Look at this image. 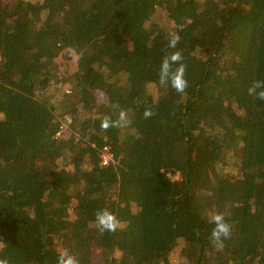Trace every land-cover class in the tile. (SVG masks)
<instances>
[{
	"label": "trees",
	"instance_id": "obj_1",
	"mask_svg": "<svg viewBox=\"0 0 264 264\" xmlns=\"http://www.w3.org/2000/svg\"><path fill=\"white\" fill-rule=\"evenodd\" d=\"M160 8L168 30L154 21ZM175 51L184 93L159 82ZM63 52L77 61L69 75ZM255 80L264 83V0H0V259L264 264ZM68 87L79 98L60 118ZM105 119L120 126L104 130ZM102 209L119 219L115 232L97 228ZM216 212L232 226L222 249L211 241Z\"/></svg>",
	"mask_w": 264,
	"mask_h": 264
},
{
	"label": "clouds",
	"instance_id": "obj_2",
	"mask_svg": "<svg viewBox=\"0 0 264 264\" xmlns=\"http://www.w3.org/2000/svg\"><path fill=\"white\" fill-rule=\"evenodd\" d=\"M179 42V36L170 35L168 39V47L176 48ZM183 56L180 51L172 52L166 55L159 69V82L162 86L170 85L177 93H184L188 87V81L185 76L186 68L181 61ZM173 65H178L173 68ZM248 94L256 99L264 100V83L255 80L248 88ZM152 112L145 110L144 116L150 117ZM126 119L124 113L120 115V120ZM112 126H120L109 119H105L101 122V128L107 130ZM209 222L215 226L211 231V241L218 249L223 248L224 240L230 238L232 226L226 222L224 213L216 212L211 215ZM95 223L97 228L103 232H115L120 227V221L117 216L108 209H102L95 214ZM0 264H8L7 260L0 259ZM57 264H79L77 258L67 252H61L58 256Z\"/></svg>",
	"mask_w": 264,
	"mask_h": 264
},
{
	"label": "rangeland",
	"instance_id": "obj_3",
	"mask_svg": "<svg viewBox=\"0 0 264 264\" xmlns=\"http://www.w3.org/2000/svg\"><path fill=\"white\" fill-rule=\"evenodd\" d=\"M163 12L164 11L160 8L158 10V14L154 18V21H156L160 25L164 26L168 30L170 28L169 27L170 22L167 20L165 14ZM69 56H70L69 52H63V54L57 58L61 72L66 74V75L71 74L76 69L75 66L77 64L76 59L69 60V58H68ZM66 90L68 93L73 91V90L71 91V89L69 87ZM78 98H79V96H78L77 92H75V90L72 93H69V95L66 98V102L63 104V108L59 109L57 112L58 116L61 118L63 116V114L68 113L67 111L69 110V108L71 109L72 105L75 104V102L78 100ZM67 116L68 115H66L65 117L62 118L63 122L65 123L63 133L68 129L69 123H71L70 121H68ZM68 117L71 118L70 116H68ZM126 131L127 130H125V132H123L122 138H124L126 136ZM51 160H50V162L46 163L47 165H49L48 170H51L53 168L52 166H54L53 159H51ZM175 178H177V176ZM94 251H97V249H95ZM100 262H101L100 256H96L94 259V264H99ZM176 264H185V262L182 261L181 256L177 257Z\"/></svg>",
	"mask_w": 264,
	"mask_h": 264
},
{
	"label": "built area",
	"instance_id": "obj_4",
	"mask_svg": "<svg viewBox=\"0 0 264 264\" xmlns=\"http://www.w3.org/2000/svg\"><path fill=\"white\" fill-rule=\"evenodd\" d=\"M67 119L68 121H72L71 118H69L67 116ZM63 129H64V126H61V130H59V132L57 133V136H60L61 133L63 132ZM101 164L103 166H108L110 165L111 163H114L115 162V158H114V155L113 153L110 151V147L109 146H105L103 149H102V154H101Z\"/></svg>",
	"mask_w": 264,
	"mask_h": 264
}]
</instances>
